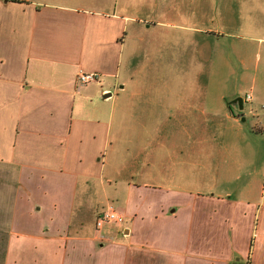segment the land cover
I'll use <instances>...</instances> for the list:
<instances>
[{"label": "crops", "instance_id": "0c3cea01", "mask_svg": "<svg viewBox=\"0 0 264 264\" xmlns=\"http://www.w3.org/2000/svg\"><path fill=\"white\" fill-rule=\"evenodd\" d=\"M255 39L264 0H0V264H264Z\"/></svg>", "mask_w": 264, "mask_h": 264}, {"label": "rangeland", "instance_id": "374dc122", "mask_svg": "<svg viewBox=\"0 0 264 264\" xmlns=\"http://www.w3.org/2000/svg\"><path fill=\"white\" fill-rule=\"evenodd\" d=\"M259 44L258 40L255 39V41L248 43V49H247V65L248 70L247 71H241L239 68L234 67L235 71L238 74V85L241 87V96L244 97V95L248 92H251L253 95L254 100L261 99V107L264 108V53L261 52V49L263 48ZM175 60L172 59V56L169 54L168 59V70H165V73L168 74L169 78L178 76L175 73L174 64ZM189 59L188 55H185V64L188 68ZM201 72H199L200 77H207V69H208V62L203 60L201 64ZM239 67V66H238ZM191 68V66L189 67ZM193 69H185V76L189 77L192 73ZM232 71V70H231ZM155 72V71H154ZM246 72V75H245ZM203 90V89H202ZM263 104V105H262ZM264 111V109H263ZM218 143L220 141L218 140ZM236 143H239V145L236 147L234 146ZM234 155H238L239 158L241 157L242 152V145L240 144V141L237 142L234 141Z\"/></svg>", "mask_w": 264, "mask_h": 264}, {"label": "built area", "instance_id": "2783aa9c", "mask_svg": "<svg viewBox=\"0 0 264 264\" xmlns=\"http://www.w3.org/2000/svg\"><path fill=\"white\" fill-rule=\"evenodd\" d=\"M100 76L101 75L99 72H86L82 69H79L76 73V80L80 84H87L99 80ZM246 97L250 98V94H246ZM106 222L123 223L124 217L112 208H107L98 215L96 219V226L100 227Z\"/></svg>", "mask_w": 264, "mask_h": 264}]
</instances>
